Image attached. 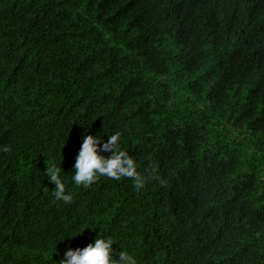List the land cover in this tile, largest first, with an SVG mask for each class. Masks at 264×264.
Here are the masks:
<instances>
[{"label":"trees","instance_id":"trees-1","mask_svg":"<svg viewBox=\"0 0 264 264\" xmlns=\"http://www.w3.org/2000/svg\"><path fill=\"white\" fill-rule=\"evenodd\" d=\"M116 132L159 178L76 186L83 136ZM100 235L136 264H264V0H0V264Z\"/></svg>","mask_w":264,"mask_h":264},{"label":"clouds","instance_id":"clouds-1","mask_svg":"<svg viewBox=\"0 0 264 264\" xmlns=\"http://www.w3.org/2000/svg\"><path fill=\"white\" fill-rule=\"evenodd\" d=\"M107 136L108 139L103 141L102 136L99 135L86 134L83 136L72 176V181L76 186L88 188L100 177L114 180L129 178L139 191L145 187L149 178H159L154 175V166L147 174L138 172L136 161L121 148L119 132ZM7 150V148L4 149V151ZM102 153H110V155L105 156ZM61 170V166L51 164L46 167L45 174L49 183L55 185L53 190L55 200L70 204L73 198L70 193H66L65 184L61 179ZM114 243L113 239L100 235L84 248H69L59 264H136L133 255L121 248L114 249L112 247Z\"/></svg>","mask_w":264,"mask_h":264}]
</instances>
